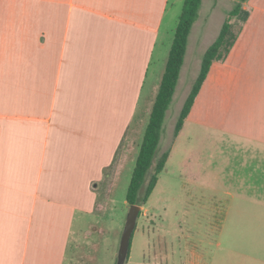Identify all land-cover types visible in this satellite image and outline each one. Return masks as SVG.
Segmentation results:
<instances>
[{"label":"crops","instance_id":"crops-1","mask_svg":"<svg viewBox=\"0 0 264 264\" xmlns=\"http://www.w3.org/2000/svg\"><path fill=\"white\" fill-rule=\"evenodd\" d=\"M238 1L203 0L172 103L188 75L196 80ZM170 4L0 0V264L66 263L77 216L97 209L105 170L144 114L143 101L156 98L163 75L148 94L147 85ZM243 8L249 19L226 60L213 64L177 138L192 125L264 149V0ZM260 163L251 190L226 192L253 202L223 210V232L234 216L232 238L187 264H264Z\"/></svg>","mask_w":264,"mask_h":264},{"label":"rangeland","instance_id":"rangeland-1","mask_svg":"<svg viewBox=\"0 0 264 264\" xmlns=\"http://www.w3.org/2000/svg\"><path fill=\"white\" fill-rule=\"evenodd\" d=\"M183 4L171 0L162 28L163 45H159L162 58L156 52L147 94L165 72L168 60L165 57L169 55L165 51L174 40ZM193 84L190 75L179 84L167 113L157 156L169 150L170 158L148 203L142 206L125 264H187L192 253L210 256L216 251L215 244L220 239H231L234 231L235 220L231 216L230 226L223 232V210L231 205L234 209L239 204L247 209L253 206L251 199L232 198L226 192L237 195L251 190L256 177L251 174L252 166L264 161V149L254 150L251 142L203 133L192 125H187L173 141L184 97ZM147 101L148 98L143 101L144 114L140 113L119 149L115 166L98 185L97 209L92 215L77 216L65 264L118 263L131 210L126 196L153 105ZM246 145H252L251 150H243Z\"/></svg>","mask_w":264,"mask_h":264},{"label":"trees","instance_id":"trees-1","mask_svg":"<svg viewBox=\"0 0 264 264\" xmlns=\"http://www.w3.org/2000/svg\"><path fill=\"white\" fill-rule=\"evenodd\" d=\"M245 1L239 0L227 14V18L216 41L203 55L199 74L194 81L176 123L173 141L181 133L213 64L226 60L243 30L245 23L249 19V12L243 8ZM202 3L203 0H184L165 72L161 78V83L151 108L149 121L144 132L128 188L126 202L130 206L138 205L142 207L148 203L158 184L159 176L165 170L166 163L169 159V150L165 151L159 157L157 156V150L161 143L166 115L172 104L180 73L184 65L189 36L193 25L198 19ZM116 159L105 170V175H107L108 170L115 166Z\"/></svg>","mask_w":264,"mask_h":264},{"label":"water","instance_id":"water-1","mask_svg":"<svg viewBox=\"0 0 264 264\" xmlns=\"http://www.w3.org/2000/svg\"><path fill=\"white\" fill-rule=\"evenodd\" d=\"M141 210H142L141 206L138 205L131 206V210L128 214L125 229L121 239L117 264H125V262L129 257L132 236L136 229L137 219Z\"/></svg>","mask_w":264,"mask_h":264}]
</instances>
